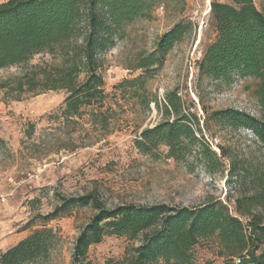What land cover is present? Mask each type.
<instances>
[{
  "label": "rangeland",
  "instance_id": "obj_1",
  "mask_svg": "<svg viewBox=\"0 0 264 264\" xmlns=\"http://www.w3.org/2000/svg\"><path fill=\"white\" fill-rule=\"evenodd\" d=\"M211 2H163L149 17L129 24L116 45L99 56L106 94L102 105L84 108L79 117L62 116L68 95L64 89L24 93L16 100L0 86V138L5 141L0 148V254L45 226L53 229L58 241L48 257L27 264H71L76 238L96 210L77 205L53 219L46 216L64 200L89 193L110 208L124 203L194 206L221 200L236 213L235 199L248 190L249 174L264 168V148L250 129L220 124L208 113L234 107L262 119L264 114L255 94L258 79L235 76L226 83L199 72L198 61L216 35ZM254 2L263 8L264 0ZM181 19L190 20L192 30L168 52L161 68L147 79L146 89L139 90L152 100L142 104L133 97V89L120 83L143 73L137 68L139 58L151 53L160 36ZM58 61L59 57L42 53L27 67ZM23 70L16 65L0 68V84ZM175 89L185 108L197 114L199 133L219 157L209 169L197 154L177 162L168 156L166 146L156 156L136 147L141 131L163 119L153 100L163 101ZM257 211L264 216V208ZM131 246L126 237L107 235L89 247L87 258L90 264H109L124 257ZM193 253L197 264L224 261L215 237L202 239Z\"/></svg>",
  "mask_w": 264,
  "mask_h": 264
},
{
  "label": "trees",
  "instance_id": "obj_2",
  "mask_svg": "<svg viewBox=\"0 0 264 264\" xmlns=\"http://www.w3.org/2000/svg\"><path fill=\"white\" fill-rule=\"evenodd\" d=\"M163 2L184 4L185 0L1 2L0 68L16 65L24 69L1 82V88L16 100L24 93L64 89L68 95L61 112L66 119L81 116L86 107L102 105L106 94L104 78L98 71L100 54L116 45L129 24L139 17H149ZM210 13L216 35L198 61L200 74L226 83L235 76L258 79L255 94L264 114V2L259 9L254 0H212ZM192 27L190 20L181 19L164 32L155 49L139 58L137 68L143 73L123 80L120 86L133 89V97L149 105L152 100H146L139 90L146 89L147 79L161 68L168 52ZM42 53L59 57V61L27 67ZM153 102L163 119L141 131L135 141L141 152L156 156L160 147L166 146L168 156L175 161L187 162L197 154L207 169L219 160L200 134L197 114L185 108L177 89L167 92L163 101L155 98ZM208 114L220 124L250 129L264 148V119L234 107ZM4 143L0 138V148ZM77 205H92L96 212L76 238L71 264H90L89 247L107 235L132 242L124 257L111 259L109 264H197L193 248L202 239L213 237L224 258L221 264H264V216L257 211L264 208V168L249 174L248 190L235 199V214L221 200L194 206L124 203L110 208L89 193L64 200L62 207L46 219ZM57 241L53 229H36L2 252L0 264L36 262L48 257Z\"/></svg>",
  "mask_w": 264,
  "mask_h": 264
},
{
  "label": "built area",
  "instance_id": "obj_3",
  "mask_svg": "<svg viewBox=\"0 0 264 264\" xmlns=\"http://www.w3.org/2000/svg\"><path fill=\"white\" fill-rule=\"evenodd\" d=\"M161 8H163V7H161Z\"/></svg>",
  "mask_w": 264,
  "mask_h": 264
}]
</instances>
